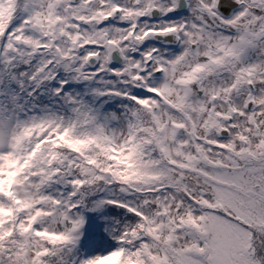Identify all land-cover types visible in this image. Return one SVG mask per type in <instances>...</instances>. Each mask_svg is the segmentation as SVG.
<instances>
[{"label": "snow or ice", "instance_id": "1", "mask_svg": "<svg viewBox=\"0 0 264 264\" xmlns=\"http://www.w3.org/2000/svg\"><path fill=\"white\" fill-rule=\"evenodd\" d=\"M0 264H264V0H0Z\"/></svg>", "mask_w": 264, "mask_h": 264}]
</instances>
